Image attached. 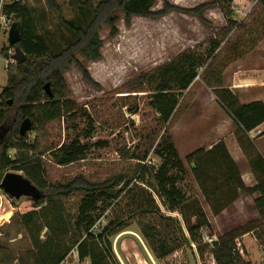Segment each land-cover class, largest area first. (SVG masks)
Returning <instances> with one entry per match:
<instances>
[{
  "label": "trees",
  "instance_id": "obj_1",
  "mask_svg": "<svg viewBox=\"0 0 264 264\" xmlns=\"http://www.w3.org/2000/svg\"><path fill=\"white\" fill-rule=\"evenodd\" d=\"M264 8V0H260ZM77 12L89 16L85 25L79 23L78 17L65 19L60 14L58 21L71 33L72 39L58 52H54L47 37L38 32V21L34 9L28 4L12 1L3 4L1 10L5 15H13L19 25L20 40L11 47L18 46L26 55V60L18 64V72L7 74L6 85L0 91V177L4 169L10 167L21 170L41 192L39 200H32V209L20 214L19 221L27 230L33 250L25 260L18 264H61L71 250L76 249L78 258H89L90 264H116L113 260L111 242L107 237L124 230L135 215H159L164 230H158L155 224H145L141 234L150 246L156 258H164L178 250L180 245L196 243L201 254L207 246L216 264H252L245 260L236 250V236L216 239L211 244L202 242L198 237L202 227H209V221L202 209L201 202L195 194L187 196L178 186V182L187 174L184 162L179 157L169 134L164 132L153 150L160 158L157 169L153 166H139L130 177L113 175L102 181L91 182L77 176L67 183L50 184L46 166L41 155L46 151L52 161L60 166H67L85 159L89 144L81 142L80 137L88 138L93 132L94 119L86 112L81 113L87 119L86 126L69 142L56 146H45L40 150L38 142L19 134V123L25 118L30 120V131H36L44 124L65 117L74 120L77 112L74 103L66 98V81L62 72L74 62L82 73L83 79L94 85L87 69L76 59L78 53L89 60L101 57L102 40L98 29L102 23L109 26L111 36L117 34L115 12L121 10L124 20L130 17H161L171 11L194 13L200 20L206 21L205 9L216 4L226 18L221 39H212L213 45L205 54L188 51L177 56L153 72L142 74L140 79L149 85L152 91L149 105L158 114V121L164 126L173 115L182 91L186 90L197 76V69L214 57V52L229 32L239 26L231 18L233 0H212L193 8H181L163 1V6L153 10L154 0H71ZM50 8L59 10L55 0H47ZM49 84L50 94L44 91ZM214 92L219 107L232 119L236 129L243 135L237 141L247 154L249 166L256 177V184L246 187L240 177L238 165L231 158L223 141L210 148H199L189 153L185 162L189 173L196 183L203 201L209 206L213 215L229 207L240 193H258L255 207L264 224V158L258 154L253 143L247 137L248 132L264 123V102L253 100L240 103L238 97L229 88L215 85ZM9 101H11L9 103ZM135 112L136 109L130 110ZM31 120L35 125L31 126ZM260 134H264L262 131ZM244 143V144H242ZM93 146L103 147V142ZM15 150V157L8 155V150ZM143 156L142 159H144ZM175 171V173H172ZM151 178L152 183L149 182ZM74 191L82 192L76 211L72 214L63 200ZM156 196L168 213H177L181 221L164 214L158 206ZM118 210L116 216L108 217V225L97 232V222L108 209ZM125 213L126 216L123 215ZM194 218L195 222L191 221ZM255 227L244 228L239 235L252 231ZM211 235V234H210ZM201 236V235H200ZM261 234L256 235L260 239ZM0 264H8L0 257Z\"/></svg>",
  "mask_w": 264,
  "mask_h": 264
},
{
  "label": "rangeland",
  "instance_id": "obj_2",
  "mask_svg": "<svg viewBox=\"0 0 264 264\" xmlns=\"http://www.w3.org/2000/svg\"><path fill=\"white\" fill-rule=\"evenodd\" d=\"M55 1L59 10L50 8L47 0H19L34 9L38 32L44 34L52 50L58 52L73 38L60 24L58 16L61 14L65 19L77 16L81 25L86 24L89 16L78 13L71 0ZM163 1L154 0L152 9L161 8ZM167 1L181 8H193L212 0ZM10 2L4 0L5 4ZM231 11V18L239 26L233 28L220 42L214 57L197 69L196 78L182 91L173 115L164 126L149 105L152 91L140 76L153 72L190 50L204 55L213 45L212 39H221L226 18L219 7L213 4L203 13L206 21L200 20L194 13L175 10L156 18L133 15L126 23L124 13L117 10L115 25L118 32L114 36L109 34V26L102 23L98 29L102 40L101 57L89 60L78 53L75 55L99 86L86 82L76 64L70 63L62 75L67 84L65 95L74 103L76 118L54 120L44 124L41 129L36 125V131L26 132L30 142L37 141L41 150L45 146L67 143L78 135L87 124L86 117L80 116L81 113L86 112L94 119L91 136L80 137L81 142H87L90 147L85 159L60 166L51 160L48 151L41 155L50 184H64L77 176L91 182L102 181L116 174L130 177L140 165L157 169L161 160L153 150L160 136L166 132L187 169V174L178 182V186L187 196H197L206 217L212 215L193 182L185 158L199 148L211 147L222 136L243 139L232 119L217 104L214 87L220 84L221 87L229 88L240 103H248L258 97L264 99V8L260 0H233ZM14 21L13 15H5L0 10V91L6 85L7 74L18 72L17 63L12 57L14 47L7 41L8 30ZM235 74H238L236 79L239 80L236 81L239 92L230 87ZM133 108L135 112L130 111ZM32 125H35L33 120ZM256 134L251 136L255 138ZM98 141L105 146H93ZM257 144L264 152V136L257 140ZM7 152L11 158L15 157V150L9 149ZM7 172L24 175L21 170L7 167L0 181ZM149 182L152 183L151 178ZM1 191L4 193L0 188ZM5 196V200L0 202V257H4L8 264H14L17 260H25L33 250L30 236L19 221L20 214L33 208V202L25 196L19 199L7 194ZM81 197L82 192L74 191L63 198L72 214ZM154 198L164 214L175 216L181 221L186 234L181 216L166 212L159 199L156 196ZM251 204H241L237 214L220 219L217 228L209 223V227L202 229L215 235L216 239L238 235L235 242H239L244 259L252 264H264V224L259 221L256 209L254 215ZM117 212L108 209L98 220L95 230L101 232L108 225V217L116 216ZM191 221L195 222L194 218ZM148 223L157 225L158 230H164L158 214L139 213L124 230L107 237L116 264H216L210 253V245L201 254L193 242L180 245L178 250L164 258H156L141 234V228ZM255 226L254 232L243 234L241 238V230ZM257 233L261 234L260 239L256 238ZM198 237L201 238L200 234ZM61 264H90V260L78 258L76 249H73Z\"/></svg>",
  "mask_w": 264,
  "mask_h": 264
},
{
  "label": "crops",
  "instance_id": "obj_3",
  "mask_svg": "<svg viewBox=\"0 0 264 264\" xmlns=\"http://www.w3.org/2000/svg\"><path fill=\"white\" fill-rule=\"evenodd\" d=\"M237 75L238 74L234 75V79L232 80V85L230 87L233 90L235 89L236 91L239 92V90H240L239 84H237V81H236V80H239L238 78L236 79ZM261 78H263V77H261ZM233 82H234V84H233ZM262 83H264V82H262ZM255 100H260V101L264 102V99L260 98V97H258V99H255ZM262 131H264V123L260 124L255 129L248 132L247 137L253 143L255 151L264 158V152L262 151L261 147L257 144V140L260 139L261 136H264V134H260ZM254 133H258L255 135V138H254V136H251ZM219 141L224 142L231 158L238 165L240 177H241L244 185L246 187L254 186L256 184V181H257L256 177L250 169L247 154L243 152V150L241 149L237 139L233 136L227 137V138L222 136L214 144H216ZM213 145H211V146H213ZM258 196H259V194L255 193V192L252 194L240 193L238 198L229 207H227L226 209L221 211L218 215H213V214L210 216L208 215L207 219L211 225H213L215 228H217L218 224H219L218 222L220 219L222 220L225 217L232 215L233 213L237 214L238 209L240 208L241 204H244L246 202L249 204L250 202H252L251 206L253 207L254 215H255V209H256L257 217H259V220H260L259 211L255 207V203H254L255 198ZM252 231L254 232L255 228ZM246 234L247 233H245L244 235H246ZM244 235H242L241 238H243Z\"/></svg>",
  "mask_w": 264,
  "mask_h": 264
},
{
  "label": "water",
  "instance_id": "obj_4",
  "mask_svg": "<svg viewBox=\"0 0 264 264\" xmlns=\"http://www.w3.org/2000/svg\"><path fill=\"white\" fill-rule=\"evenodd\" d=\"M20 40L19 25L12 23L8 33L7 41L10 46L15 45ZM16 63L21 64L26 60V55L18 46L14 47V54L12 55ZM44 91L50 94L49 84L44 85ZM11 101H9L10 103ZM30 129V120L25 118L19 126V134L23 135ZM0 188L8 196L19 199L23 196L29 197L33 200H39L42 197V192L33 185L29 179L17 172H7L3 175L0 181Z\"/></svg>",
  "mask_w": 264,
  "mask_h": 264
},
{
  "label": "built area",
  "instance_id": "obj_5",
  "mask_svg": "<svg viewBox=\"0 0 264 264\" xmlns=\"http://www.w3.org/2000/svg\"><path fill=\"white\" fill-rule=\"evenodd\" d=\"M10 1H19V0H10ZM3 4H4V0H0V10H1V7H2ZM5 197H6L5 194L2 193V191H1V193H0V202L5 200ZM200 235H201L202 242L206 243V244H211V243H213L216 240L215 235H210V234L206 233L203 229L201 230ZM236 250L238 251V253L240 255H243L242 248L240 247V244H239L238 241H236ZM14 264H18V263L14 262Z\"/></svg>",
  "mask_w": 264,
  "mask_h": 264
}]
</instances>
